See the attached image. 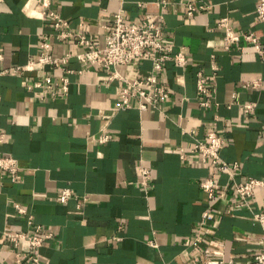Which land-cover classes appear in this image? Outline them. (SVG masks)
<instances>
[{
  "label": "crops",
  "instance_id": "obj_1",
  "mask_svg": "<svg viewBox=\"0 0 264 264\" xmlns=\"http://www.w3.org/2000/svg\"><path fill=\"white\" fill-rule=\"evenodd\" d=\"M50 1L90 49L103 47V28L122 10L126 23L159 24L160 41L172 46V54L182 52L186 64L169 61L158 73L168 97L155 107L140 111L131 100L122 110L115 94L120 82H108L102 66L78 61L87 48L74 39L54 38L40 0H0V155L17 161L20 176L12 184L0 173V264L30 252L6 235L32 233L36 225L52 233L38 252L47 264H255L261 227L253 213L264 211V189L254 191L248 207H236L234 188L247 178L264 180V54L249 44L225 51L217 26L228 18L235 33H254L264 51L255 0H166L165 8L160 0ZM189 3L207 8L188 18ZM45 36L49 54L68 56L67 62L12 75L37 59ZM212 63L218 71L204 108L195 81L199 73L211 75ZM151 71L147 59L116 67L127 81ZM45 76L54 83L67 76V95L28 89ZM258 80L260 86L252 87ZM247 102L256 111L244 121L241 105ZM102 129L110 137L105 144L96 140ZM210 131L222 139L220 158L238 169L219 171L192 152V143ZM141 167L150 173L145 190ZM206 178L216 184L212 200L198 184ZM63 189L70 196L60 203Z\"/></svg>",
  "mask_w": 264,
  "mask_h": 264
},
{
  "label": "built area",
  "instance_id": "obj_2",
  "mask_svg": "<svg viewBox=\"0 0 264 264\" xmlns=\"http://www.w3.org/2000/svg\"><path fill=\"white\" fill-rule=\"evenodd\" d=\"M256 15L260 21L264 22V0H255ZM42 14L49 20L52 29L55 31L57 40L74 39L78 45L84 46L87 50L76 55V59L82 63L97 64L102 66L107 73V81H118L120 85L116 88L115 94L120 103V109L126 110L130 108L131 100H136L138 109L145 110L147 107H155L160 101L168 97L167 89L159 84L157 75L162 72L164 65L173 61L178 66L186 64V58L182 52L172 54V46L163 44L160 41L162 27L159 24L141 21L139 23H126L122 17V10L117 11L112 18L111 24L105 26L103 35V47L101 49H90L91 42L82 34L70 31L69 25L64 18L51 10L50 0H40ZM160 8L167 6L166 0L157 2ZM206 5L194 6L191 3L187 4L186 17L190 18L197 10H205ZM217 26L223 30L224 50L230 49L239 50L242 44H249L253 47L255 53L262 57L264 51L261 48L260 40L254 33L237 34L232 29L230 20L222 18L218 21ZM48 36H45L40 42L41 53L35 61L29 62L24 67H16L11 72L12 75L18 74L24 70H42L46 67H59L60 64L67 62L68 56L59 59L49 54ZM211 60L214 56L210 57ZM147 59L151 62L152 71L149 76L139 81H127L116 72V67L120 65H128L139 60ZM212 73L209 76L198 74L195 84L198 93L204 98L201 106L207 108L210 106L211 89L208 86L216 78L218 71L217 65L212 63ZM68 73V71H66ZM261 81L251 83L252 87H259ZM28 89H42L52 92V95L58 94L60 97H65L69 89V80L67 76L62 77L59 82L54 83L49 76H45L41 81L33 83ZM1 99V98H0ZM256 104L247 102L241 105V113L244 121H247L254 116ZM261 136L264 140V127L262 128ZM110 137L104 129L96 136L99 144H105ZM4 143V135L0 132V145ZM223 147L222 139L216 132L210 131L206 134L205 140H195L192 143V152L198 154L200 161L204 165H209L219 171H233L238 169V165H228L220 158V151ZM180 157L183 158V150L178 149ZM140 185L145 190L148 187L150 173L147 169L141 167ZM0 173H7L12 184H17L20 180L18 174L17 161L10 156L0 155ZM200 189L206 194L209 200L215 196L216 184L211 178H206L199 183ZM264 189V180L247 178L241 185L234 188L238 203L236 207H248V203L256 189ZM70 196L68 189H63L59 195L60 203L66 202ZM15 209L19 213H24V210L18 206ZM207 218V213L202 216ZM253 219L261 227L260 235V252L254 257L255 264H264V211L253 213ZM28 224L31 225V217L28 218ZM6 239L19 247L21 243H25L30 252L18 251L11 264H47L39 258V250L43 247L46 241L52 239V233L43 230L40 226H34L32 233H15L6 235ZM213 264H232L218 261Z\"/></svg>",
  "mask_w": 264,
  "mask_h": 264
}]
</instances>
